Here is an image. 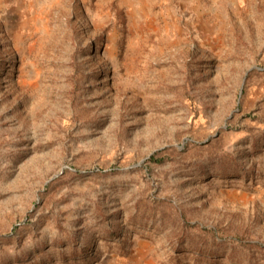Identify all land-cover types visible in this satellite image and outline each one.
<instances>
[{
  "label": "rangeland",
  "instance_id": "obj_1",
  "mask_svg": "<svg viewBox=\"0 0 264 264\" xmlns=\"http://www.w3.org/2000/svg\"><path fill=\"white\" fill-rule=\"evenodd\" d=\"M0 264H264V0H0Z\"/></svg>",
  "mask_w": 264,
  "mask_h": 264
}]
</instances>
